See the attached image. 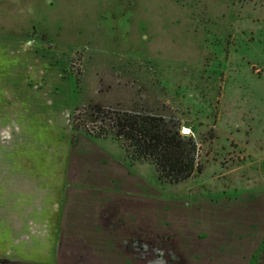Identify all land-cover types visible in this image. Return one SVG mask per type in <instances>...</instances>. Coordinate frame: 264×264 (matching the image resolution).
<instances>
[{
	"label": "rangeland",
	"instance_id": "rangeland-1",
	"mask_svg": "<svg viewBox=\"0 0 264 264\" xmlns=\"http://www.w3.org/2000/svg\"><path fill=\"white\" fill-rule=\"evenodd\" d=\"M88 103L173 118L201 170L161 182L112 135L73 132ZM263 247L264 0H0V264Z\"/></svg>",
	"mask_w": 264,
	"mask_h": 264
},
{
	"label": "trees",
	"instance_id": "trees-1",
	"mask_svg": "<svg viewBox=\"0 0 264 264\" xmlns=\"http://www.w3.org/2000/svg\"><path fill=\"white\" fill-rule=\"evenodd\" d=\"M69 122L73 132L84 130L96 137L112 135L130 158L151 163L161 182H181L201 170L196 143L180 132L173 118L88 103L75 107ZM256 262L264 264V247Z\"/></svg>",
	"mask_w": 264,
	"mask_h": 264
},
{
	"label": "crops",
	"instance_id": "crops-1",
	"mask_svg": "<svg viewBox=\"0 0 264 264\" xmlns=\"http://www.w3.org/2000/svg\"><path fill=\"white\" fill-rule=\"evenodd\" d=\"M18 43H19V41H18ZM63 219H64V218L61 216L60 221H63Z\"/></svg>",
	"mask_w": 264,
	"mask_h": 264
},
{
	"label": "flooded vegetation",
	"instance_id": "flooded-vegetation-1",
	"mask_svg": "<svg viewBox=\"0 0 264 264\" xmlns=\"http://www.w3.org/2000/svg\"><path fill=\"white\" fill-rule=\"evenodd\" d=\"M184 130V132H189L187 129H183Z\"/></svg>",
	"mask_w": 264,
	"mask_h": 264
}]
</instances>
